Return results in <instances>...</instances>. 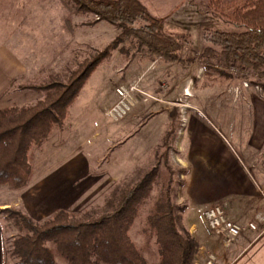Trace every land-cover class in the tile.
Instances as JSON below:
<instances>
[{"label":"rangeland","instance_id":"374dc122","mask_svg":"<svg viewBox=\"0 0 264 264\" xmlns=\"http://www.w3.org/2000/svg\"><path fill=\"white\" fill-rule=\"evenodd\" d=\"M138 1L151 17L162 19L164 33L182 41L178 62L145 55L136 57L133 64L130 60L134 51L128 43L119 40L117 48L89 76L69 108L67 119L52 128L47 141L30 150L29 162L35 175L41 176L77 152L87 155L90 175L124 171L97 201L78 213L102 203L106 193L119 181L134 183L156 167L155 183L139 209L129 236L147 264H158L157 247L146 219L154 201L168 185L174 203L182 204L177 193L179 183L189 176L183 167L195 162L196 143L192 133L196 126L203 121L210 129L247 127L248 131L247 110L264 108V92L254 73L233 63L203 60L202 52L207 46L204 32L243 30L212 16L207 0ZM119 36L116 26L92 12L84 13L71 0H0V109L37 103L43 92L25 87L38 88L51 81L65 83L71 71ZM244 82L259 86L262 95L253 88H244ZM133 83L138 84L141 93L135 94L136 103L130 113L119 121L106 116V111L119 99L116 89ZM187 91L192 97L185 95ZM256 99L258 102H254ZM136 110L140 111L139 116L126 123ZM123 136H127L128 142L120 146L118 139ZM139 157L142 163L134 165ZM138 169L140 173L135 177ZM6 189L9 190L8 186L0 185V201L15 202L17 195L9 197ZM10 208L21 210L14 203ZM202 216L195 208L186 215L196 226L203 225ZM0 224L3 227L6 224L1 213ZM6 234L12 242L16 231L6 230ZM8 240H5L7 247ZM53 255L56 264H65L56 248ZM209 262L216 264V258L204 253L194 264Z\"/></svg>","mask_w":264,"mask_h":264},{"label":"trees","instance_id":"16d2710c","mask_svg":"<svg viewBox=\"0 0 264 264\" xmlns=\"http://www.w3.org/2000/svg\"><path fill=\"white\" fill-rule=\"evenodd\" d=\"M84 13L120 30V36L94 57L69 73L65 83L25 87L43 92V98L29 106L0 109V185L21 191L30 182L29 152L49 138L52 128L68 117V110L91 73L112 51L119 40L129 44L131 60L136 57H164L176 63L182 41L163 32L162 19L151 17L138 0H71ZM212 16L243 28L241 32H204L206 62L233 63L254 73L264 92V0H207ZM135 27L136 25H138ZM134 54V55H132ZM257 84V83H256ZM157 168L139 180L119 181L95 204L78 214L58 211L45 221L29 218L19 209L6 208L5 230L16 231L9 254L16 264H56V248L65 264H147L129 236L139 209L155 183ZM140 170L135 171V177ZM132 184H131V183ZM185 205H176L169 185L160 192L147 216L157 247L158 264H194L199 245L183 225Z\"/></svg>","mask_w":264,"mask_h":264},{"label":"crops","instance_id":"0c3cea01","mask_svg":"<svg viewBox=\"0 0 264 264\" xmlns=\"http://www.w3.org/2000/svg\"><path fill=\"white\" fill-rule=\"evenodd\" d=\"M139 113L136 110L125 122L133 121ZM247 120L248 131L247 127L244 130L232 127L210 129L203 121L192 131L196 143L195 162L183 167L189 176L186 182L179 183L177 195L185 205L183 224L199 245L195 261L206 253L216 258V264H264V220H257L258 216L264 217V108L247 110ZM126 137L116 143L125 146ZM141 157L134 165L142 163ZM89 168L87 155L77 152L42 172L41 176H36L32 167L29 186L17 193L6 189L9 197L17 195L16 200L0 201V210L14 203V207L39 221L61 210L78 213L97 201L124 174L119 171L93 176ZM215 205L223 209L229 221L243 229L228 246L208 229L203 216V225L200 226L186 217L194 208L202 215L206 208ZM250 223L256 226V230L249 229ZM9 237L0 224V264L17 263L9 254ZM6 238L9 239L8 247Z\"/></svg>","mask_w":264,"mask_h":264},{"label":"built area","instance_id":"2783aa9c","mask_svg":"<svg viewBox=\"0 0 264 264\" xmlns=\"http://www.w3.org/2000/svg\"><path fill=\"white\" fill-rule=\"evenodd\" d=\"M244 88H253L255 93L262 95V90L259 86H253L249 82H244ZM118 95V101L108 110L105 115L109 118L119 121L124 119L133 108L136 103L135 94L141 93L137 83H133L128 87H119L116 89ZM203 217L209 230L216 236L223 239L226 246L233 243L242 234V227L238 224L229 221L223 209L218 206H211L203 211ZM258 221H263L264 217L258 216ZM249 229L256 230V226L253 223L248 225ZM208 264H211L209 262Z\"/></svg>","mask_w":264,"mask_h":264},{"label":"bare ground","instance_id":"6f19581e","mask_svg":"<svg viewBox=\"0 0 264 264\" xmlns=\"http://www.w3.org/2000/svg\"><path fill=\"white\" fill-rule=\"evenodd\" d=\"M187 97H192L191 95H190V92L189 91H187V93L185 94ZM180 164H182L181 162H180Z\"/></svg>","mask_w":264,"mask_h":264}]
</instances>
